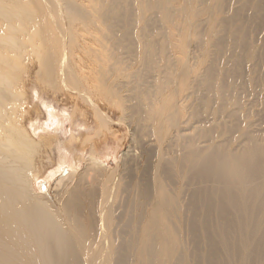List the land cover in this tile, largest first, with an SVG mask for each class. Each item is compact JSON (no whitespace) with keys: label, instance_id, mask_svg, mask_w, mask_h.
I'll use <instances>...</instances> for the list:
<instances>
[{"label":"bare ground","instance_id":"obj_1","mask_svg":"<svg viewBox=\"0 0 264 264\" xmlns=\"http://www.w3.org/2000/svg\"><path fill=\"white\" fill-rule=\"evenodd\" d=\"M210 1L203 4L205 14ZM184 2L174 7L170 0H147L146 19L136 0H0V264H264V139L243 130L231 142L229 131L219 133L214 112L215 123L202 119L221 98L216 75L231 69L215 72L207 58L191 63V47L201 39H220L213 32L217 20L205 25L204 34L188 20L177 27L192 30L199 41L177 32L182 37L173 43L169 27L154 33L153 23L172 25L174 12L190 18L199 11L192 13V0ZM22 68L36 86L49 83L53 92L72 101L74 94L90 105L85 110L94 112L102 129L112 119L89 96L116 104L119 93L121 113L136 114L147 131L142 148L149 150L150 166L141 174L143 182H126L120 190L124 177L92 178L81 193L56 192L57 201L69 196L56 207L33 192L36 175L28 169L37 144L31 135L64 134L65 117L48 104L42 121L30 122L31 135L16 124L19 94L12 88ZM194 87L203 94L193 108ZM58 141L60 156L49 177L64 165L73 168L65 143ZM87 153L92 170L102 160L97 141ZM86 170L77 181H89L93 174ZM73 176L70 170L57 183ZM79 196L91 199L83 210Z\"/></svg>","mask_w":264,"mask_h":264},{"label":"rangeland","instance_id":"obj_2","mask_svg":"<svg viewBox=\"0 0 264 264\" xmlns=\"http://www.w3.org/2000/svg\"><path fill=\"white\" fill-rule=\"evenodd\" d=\"M141 1L142 0H136V2L139 5L142 4L141 6H144V9L146 10L147 0L146 2L142 1V3ZM184 1L186 0H170V2H173L171 3V5L173 4L174 7L176 5H179L178 7L183 6V4L185 3ZM192 1L194 6V10L192 13H195L197 12V10H199L197 13L200 14V18L197 13H195L194 16H191L190 14L189 18V15L184 17L185 15L183 13L177 11V13L174 12L173 19L178 25L174 26V24H176L175 21H173V23L171 22L172 25H170L169 23L165 25H159V23L156 21L154 22L155 24L153 23L155 27L154 31L157 29L154 33L157 34L164 32L165 29L169 27V29L167 28L166 30L167 34L171 38L170 40H172L173 43H177L178 41L176 42L175 39H181L182 36L184 37V34L186 35L185 38L190 37V39L186 38L187 40H194V38H198V35L193 34L192 30H178L181 24L184 25L187 20L191 23H196L199 31L203 30L201 31L203 32V34L207 31V26H205L206 24H210L211 22L213 24L216 23L215 27H213V32L215 31V35H217V37L220 36V39L218 41L216 40V42H213L215 40V36L212 35V40L211 38L208 39V43L207 41H204V39H197V41H200L196 46L191 47V52L194 51L193 53L195 54L196 51L205 49L200 47L206 46V49L208 50H204V52L207 51L208 54L207 52L204 53L202 50H200V53L198 51L196 55L192 53L195 59L194 61H191V63L193 62L194 64V62L196 63V61H203L207 58L205 63L207 64L211 62L212 65L214 64L213 66L215 67L213 68V71L216 72L217 70H223L225 68H229V70H231L227 75H216L217 83L220 85L221 98L217 102V105H215V103H212V106H214V108L212 106L209 107V109L212 108V113L211 111H209V109L206 110L205 113L202 112V119H205L206 117L205 120L209 119L208 122L213 121V119L215 121L218 120L216 121L218 123H215V121L213 122L217 124L216 126L219 133L222 134V130L224 134L229 131V135L227 133L226 134L229 138L232 139L231 142L233 141V136L239 135L238 132L240 134L243 133V130L244 132L247 131L249 134L258 137L259 139H264V0H221V3L217 5L216 0H211L210 7H212L213 12L212 9H210V11L206 12V14L203 9L206 7L205 4L209 5V0ZM143 3L145 4L143 5ZM203 4L205 5V7ZM208 5L207 7H209ZM200 8H202V10H200ZM237 8L241 10L239 11L238 15H234V11H238ZM146 13H148V11ZM146 13L145 18L147 19V15H149L150 12L148 14ZM178 13H180V15H178ZM210 13L211 16L209 15ZM175 14L177 17L175 16ZM143 16L144 14H140L138 17L141 19L143 18L144 20L145 18ZM138 17L137 19L139 20ZM181 17L184 22L181 21ZM207 17L209 18L208 20H206ZM212 18H214V22L216 20L217 22L214 23ZM220 18H223V20L225 21L219 25L218 22H220ZM146 19L144 20V22L139 20L142 23L141 24L138 21L139 25H144L143 23H145ZM203 24L204 26H202ZM170 29L174 30L171 31ZM177 32H182L183 35L181 36L180 34L178 38ZM184 32H187V34ZM192 35L194 36V38ZM175 36L176 38H174ZM238 38L242 40L243 46L237 44L238 41L236 42V40H238ZM199 45L201 46L199 47ZM202 55L204 56V58ZM196 58L198 59L196 60ZM202 66L203 64L199 67ZM18 78V83H16L12 88L14 92L19 94V97L14 100L16 106L12 116L16 124L21 129L25 130V132L31 135L29 124L31 121H35L37 123H40L42 121V119L44 118V105L49 104V106L55 110L61 120L63 119V117H65L64 134L54 135L51 130L49 131L50 133L47 134H45L46 132L41 131L38 134L39 136L31 135L33 138V142L37 144V151L33 155L31 159V166L28 169V173L32 178L35 175V179L38 178L36 180L34 179L35 182L32 187L33 192L42 194L45 197V200L50 203L52 207H56L64 204L69 198V196H67L68 194L64 193L60 196L61 199L59 198V200L57 201L54 197L56 192H59L61 188H64L69 192H73L79 189L81 193L82 191L86 190V188H89V182L92 181V178H94L95 180H104L105 177L115 175L119 178L124 177L122 178L123 180L120 181V183L122 182L124 184L119 183L120 185L117 186L119 187L118 189L124 188L126 182H130L131 184L143 182L141 180V177H143L141 174L146 171L148 165L150 166V158H148L150 157L149 150L142 148L144 143L143 138L144 135L147 134V131L143 130L142 125L138 123H141V121L138 119L136 114L132 113L131 115L126 116L121 113V105L123 101L121 99L122 96H120L119 93H117L118 97L117 99H115L116 104L107 102L101 96H89V99L95 102L96 105H98L99 108L107 115H109V117L112 119V122L107 123V125L102 129L101 127H99V122L94 112L91 109L85 110V108L90 107V105H87V103L83 102L81 99L77 98L76 100L74 94L71 95L73 99L72 101L69 97L63 95L62 93L53 92L52 89H55V87L50 85L49 83H42L40 85L37 83L38 86H36L33 77H27L26 75L25 78L24 68L20 70ZM40 89H43V93H41ZM197 89L198 88L195 89L194 87V90H191L198 91ZM196 91L195 93L193 92L195 95L192 94L196 97L191 96V98L193 97V108L195 106H198V103L200 102L199 97L203 94L202 89V92L199 89V92L202 94ZM215 106H218V108H225L224 110L222 109L225 112H220ZM214 109H216L217 111ZM188 111L190 114L191 111L187 109L185 115L188 114ZM229 111H233V113H230ZM217 113L219 114L217 115ZM226 113H229L230 115L227 114V116ZM208 115L210 117H208ZM212 115L214 116V118ZM216 115L217 117H215ZM220 115L222 117H220ZM219 120L221 122V125ZM234 121L235 126H232V122ZM55 122L56 121L53 120L51 126H54L56 124ZM236 122L238 123V127L236 126ZM225 124H228V126H226ZM233 128H237V130H240L236 132V129L234 130ZM102 133L105 134L101 136ZM225 136L223 138H225ZM58 140H62L63 143H65L67 152L70 157L69 159L73 161V168H70L68 165H64L59 172L57 171L56 176L49 177L50 172L55 170L57 160L60 156L58 152L59 149L57 147V142L59 143ZM96 141L99 156L102 160H97L98 165H92V170H89L90 167H87V165L89 166L86 158L88 157L87 152H89L91 144ZM116 165L118 166V169L112 170L116 168ZM107 167H109L111 170ZM86 169H88L90 175L93 174L92 176H89V181L81 180L83 179V175L85 172L84 170ZM94 169L98 175L94 174ZM70 170L75 172V176L70 179H63L60 183H57L58 179L64 178ZM80 177L81 179L77 181ZM182 181H185L184 178H182ZM183 182H180V188L184 186L185 182ZM118 189H116L117 195L120 193ZM89 200H91L90 197L79 196L78 202L81 208L80 210H83L81 205L83 203L86 204ZM181 200L183 201V203L185 202V199L182 198ZM72 209L73 207L70 208V210Z\"/></svg>","mask_w":264,"mask_h":264}]
</instances>
